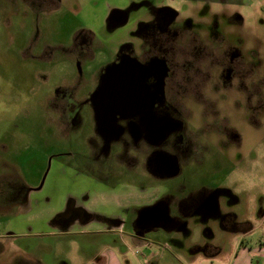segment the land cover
I'll return each mask as SVG.
<instances>
[{
    "label": "rangeland",
    "instance_id": "374dc122",
    "mask_svg": "<svg viewBox=\"0 0 264 264\" xmlns=\"http://www.w3.org/2000/svg\"><path fill=\"white\" fill-rule=\"evenodd\" d=\"M212 2L0 0V204L7 201L8 214L15 210L26 214L19 218L16 214L9 215V220L14 218L9 223L0 220V262L10 264L20 256L34 258L41 264H81L89 248L91 252L96 250L93 243L96 235L71 231L70 228L80 229L82 221L77 214L65 218L64 212L70 208L78 211L84 205L96 208L99 205L101 209L114 204L111 197L103 202L102 191L101 196L96 190L89 192V188L95 187L92 181L99 180L91 174L95 170L91 160L96 158L91 153L92 138L104 137L105 130H111L113 136L121 132L122 125L115 127L116 121L111 122L100 112L102 108L110 109L113 92L124 101L123 108L135 105L129 102L131 89L124 74H109L105 91L99 88L98 75L104 71V65H110L126 51H133L135 57L131 58L140 66V49L145 42L155 40L149 27L152 19L149 12L156 4H160L159 11L163 8L178 11L180 17L175 25L185 24L200 36L202 43L213 44L209 35L218 30L231 43L232 53L242 52L248 61H255L254 53L264 57V5L257 0L226 7ZM236 12L242 15V21L233 19ZM228 16H232L231 21L225 19ZM169 18L172 19L171 14ZM85 43L95 48L92 58L87 57V52L81 55ZM148 62V69L155 72L165 63L159 58ZM254 79L256 75H251L244 93L233 88V84L224 90L222 87L213 90L208 83L183 94L187 127H200L203 110L210 109L193 99L192 93L197 92L211 96L221 112L214 123L206 120L205 128L219 124L227 128L225 143H220L221 137L213 129L201 133L200 138L209 137L212 146L201 148L198 155L199 162L207 160L199 167L198 176L204 183L192 194L195 199L204 200L197 211L184 220L178 218L179 221L168 223L161 216L165 210L159 196L151 205L140 206L137 215L126 223V230L133 226L137 234L153 238L160 245L207 243L204 248L202 244L193 248L182 244L179 256L182 264H212L189 257L192 249L204 252L216 249L209 246L211 243L220 244L217 251L224 252V257L215 258L213 264H235L230 253L235 252L236 243L245 233H248L245 241L255 248L247 264H264V243H261L264 240V84L256 86L253 93ZM120 82L123 88L116 91ZM144 117L140 121L147 123L151 135L158 140L179 127V123L171 124L172 119L161 121L152 114ZM125 118L128 117L122 119ZM155 123L163 125L158 129ZM104 139V151H107L110 147L107 144L115 138ZM115 146L112 144L111 152ZM164 153L163 162L156 160L157 150L150 155L149 163L155 171L153 180L166 176V171L172 172L173 166L176 171L179 169L173 164L175 157ZM88 157L89 163H85ZM135 175L130 176L136 180L134 197L144 199L150 195L149 187L142 176ZM128 178L113 176L109 181ZM206 191H209L207 195ZM18 196H21L19 200ZM2 212L6 214L4 208L0 209ZM10 224L13 226L10 232H3ZM250 225L253 228L245 232L244 227ZM108 236L104 240H109ZM127 246L124 250L129 256L144 254L140 249L136 254L133 245L130 249Z\"/></svg>",
    "mask_w": 264,
    "mask_h": 264
},
{
    "label": "flooded vegetation",
    "instance_id": "af4514ba",
    "mask_svg": "<svg viewBox=\"0 0 264 264\" xmlns=\"http://www.w3.org/2000/svg\"><path fill=\"white\" fill-rule=\"evenodd\" d=\"M203 1L212 3V0ZM159 5L156 4L149 12L152 15V19H154L153 21L151 19L149 27L150 31H152L151 33L155 34V40L145 42L140 49V66L131 58L135 57L133 56V51H126L119 54L111 62L112 64L104 65V71L98 75L99 88L105 91L104 89H107L105 80L109 78V74H124L127 78L126 84L131 89L129 102H132L135 106L134 108H123L122 104H124V101L117 95V92H113L110 97V101L113 102L110 109H100L103 117H108L111 122L116 121L115 127H118V125L123 127L120 128L121 132L118 135L113 136L111 130H105L102 133L104 137L100 138L97 136L92 138L94 142L92 145L90 144L93 147L91 153L96 154V158H94V161L91 160L92 167L95 169L91 174L99 179L97 181H107L113 176L120 177L122 175L121 167L130 168L131 171H135V174L143 177H153L154 174L152 175V172H155L154 165L149 162L150 155L155 150H157L155 158L158 162L163 160L164 152L171 153L176 159L173 164L178 165L179 168L176 171L173 166L172 172L166 171L164 172V174L168 173L166 176L164 175L161 178L155 176L156 178H186L192 173L189 170L193 166L206 163L204 160H207V158L202 159L200 162L198 161L201 148L207 149L212 146L209 137L206 139L200 138L201 133L208 129H213L217 135H220V143H225L224 132L227 128L226 125L220 124L205 128L206 120H209V124L214 123L221 116V112L215 106V101H213L214 99L211 96L206 97L197 92L195 94L192 93L193 99L202 102L206 106L208 105L210 109L205 108L203 110V122L200 127H187L185 116L188 115V112L182 107L181 101L183 94H188L197 87L201 89L203 85L208 86V83H211L209 86L213 90L221 87L224 90L233 84V88L243 92L251 75H256V79L252 81L251 88L253 93L257 91V87L260 84H264L263 56L259 57L260 55L254 53L255 61H248L242 52L232 53L234 48L231 43L227 42L225 36L218 30L216 32L213 30L209 35L213 44L202 43L200 36L197 33H193L185 24L175 25L180 17L178 11L169 8H163L164 11H159ZM169 14L172 15V19L169 18ZM231 18L232 16H228L225 19L231 21ZM233 19L242 21L240 14L237 12L234 14ZM94 49L92 44L85 43L82 46L81 51L83 54L81 53V55L84 56L87 52V57L92 58ZM154 58L165 61L164 67H161L157 72L148 69V61ZM108 66H110L109 69ZM106 67L107 70H105ZM161 70L163 72L160 77ZM225 80H228V83ZM225 83L227 86H224ZM119 87L122 89L123 83L120 82L116 85V91L119 90ZM133 89L135 90L133 91ZM97 93L101 94L102 92L98 91ZM106 93L109 92L106 91ZM246 94L248 95L249 92L247 91ZM99 104L101 103L99 102ZM147 114H152L156 117L155 119L161 121L163 119H172L171 124L176 125V123H179V127L171 130L164 139H155L147 128V123L145 125L144 122L140 121ZM123 117L128 118L122 119ZM222 120L224 119L222 118ZM154 125L160 129L163 124L155 123ZM107 136L114 137L115 140L108 143L107 145L110 147L107 151H104V138H107ZM112 144H116L113 152H111ZM85 163H89V157ZM175 171L176 174L170 175ZM158 176H160V170L158 171ZM192 194L188 195L186 199L180 200L178 204L174 202V197L170 194H164L160 199L164 201L162 203L163 206H169V213L175 210L178 212L179 218L184 220L187 215L197 211L199 205L204 201L203 198L195 199ZM20 197L18 196L17 200ZM142 206H148V204ZM74 214L79 217H81V214L85 215L82 209L74 211L70 208L64 212L65 218L67 215ZM252 228V225L247 228L244 227L245 232ZM134 236L139 238L136 235Z\"/></svg>",
    "mask_w": 264,
    "mask_h": 264
},
{
    "label": "crops",
    "instance_id": "0c3cea01",
    "mask_svg": "<svg viewBox=\"0 0 264 264\" xmlns=\"http://www.w3.org/2000/svg\"><path fill=\"white\" fill-rule=\"evenodd\" d=\"M257 1L259 4H261V6L264 5V0ZM215 2L217 5L226 7L227 5H236L238 3L252 4L253 0H215ZM240 16L243 20L241 14ZM201 166L202 164L193 166L189 170L192 173L189 174L186 178L177 177L174 179L153 180L152 177L142 176L144 178L143 181L147 183V187H149L148 190L150 191V195L144 199H137L136 197H134L136 180L134 178L132 179L130 176L134 175L135 177L136 175L133 173V170H130V168L121 167V169H124V171L121 170V176L129 177L128 179H125L123 181H92V184L95 187L89 188V192H91L92 190H96L98 192V195L101 196L102 191L104 193V196H102L103 202L105 203V200L108 197H111L114 204L113 206H102L101 209H99V205H97L98 208H96V206L94 205H84L82 210L84 211L86 217H84V214H81V217L78 216L79 220L82 221V227L75 230L73 228H70L71 231H82V233L96 235L94 236L95 238L93 237L95 239L93 243L94 245H96V250L91 252V248H89L88 255H86L84 259H82L81 264H182L184 262H182L179 257L181 256L180 246L182 244L191 246L192 248L197 247V245L199 244H202L203 248L206 247L207 243H163L162 245H160V243L153 242V238H146V236H143V238L135 237L134 235L137 232L135 231L133 226L128 227V230H126L127 221L129 222L133 217H135V214L137 215V209H139L140 206L145 204L151 205V203L155 199L164 194L173 195L175 200L174 202L178 204L180 200L184 199L191 193L196 192L204 183L202 182L203 179L198 176L201 173V169H199V167ZM208 192L209 191H206L204 194L207 195ZM15 203L13 204L15 205ZM13 204L11 203L12 208L14 207ZM16 204L23 205L19 202H17ZM8 206L10 205L7 202L0 204V209L4 208L6 211V214H4L3 212L0 214V220L4 219V221L9 223V221H12L14 219L13 218L9 220V215L13 216L16 214L15 216H18V218L20 216L26 215L25 212L18 214L19 211L16 212V210L13 212V214H8ZM176 212L177 211L172 210L169 214L173 219L179 221L178 218L180 216L178 215V212ZM74 219L75 218H71V220ZM18 226H24V224H20ZM195 226L196 225H192V227ZM9 228H13V226H11V224L9 225V227L6 226L3 232L9 233ZM99 234L102 235L99 236ZM106 234L109 235H107L109 240H104L107 237ZM247 234L248 233L241 235V237L239 238V243H236V249L234 250L235 252L233 253L232 251L230 253L231 256H234L233 260H235V264H247V260L254 252L255 248H253L252 244L245 241V236H247ZM111 236H113V239ZM115 237L116 239H114ZM261 243H264V240H261ZM165 244H168V246H163ZM213 244L214 245H212L211 243L209 244V246H214L216 247V249H213L209 252H204L201 249H192L193 252L191 253V255H189V257L195 260L200 259V262H206L207 260L213 264L215 262V258H220L224 255V252L217 251V247L219 248L220 244ZM126 245H128V249H130L133 245V247L142 250L144 254L139 257L136 255L129 256L124 250ZM10 262V264H41V262L39 263V261L36 259L34 260V258L25 257V259H23L20 258V256L13 258V260ZM0 264L8 263L0 262Z\"/></svg>",
    "mask_w": 264,
    "mask_h": 264
},
{
    "label": "water",
    "instance_id": "95a60500",
    "mask_svg": "<svg viewBox=\"0 0 264 264\" xmlns=\"http://www.w3.org/2000/svg\"><path fill=\"white\" fill-rule=\"evenodd\" d=\"M164 207V212L161 214V216L163 217V219L165 220V219H167V221H168V223L170 222V221H173L174 219L170 216V214H169V206L167 205V206H163ZM161 217V218H162ZM135 235L136 236H138V237H140V238H143V235H141L140 233L139 234H137V233H135Z\"/></svg>",
    "mask_w": 264,
    "mask_h": 264
},
{
    "label": "built area",
    "instance_id": "2783aa9c",
    "mask_svg": "<svg viewBox=\"0 0 264 264\" xmlns=\"http://www.w3.org/2000/svg\"><path fill=\"white\" fill-rule=\"evenodd\" d=\"M136 253H138V248L135 250Z\"/></svg>",
    "mask_w": 264,
    "mask_h": 264
}]
</instances>
